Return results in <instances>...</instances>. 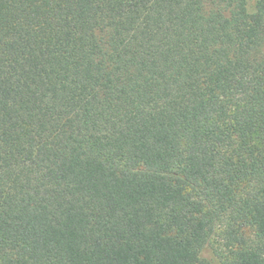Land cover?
Returning a JSON list of instances; mask_svg holds the SVG:
<instances>
[{
    "label": "trees",
    "instance_id": "obj_1",
    "mask_svg": "<svg viewBox=\"0 0 264 264\" xmlns=\"http://www.w3.org/2000/svg\"><path fill=\"white\" fill-rule=\"evenodd\" d=\"M217 233L264 264V0H0V264H209Z\"/></svg>",
    "mask_w": 264,
    "mask_h": 264
},
{
    "label": "rangeland",
    "instance_id": "obj_2",
    "mask_svg": "<svg viewBox=\"0 0 264 264\" xmlns=\"http://www.w3.org/2000/svg\"><path fill=\"white\" fill-rule=\"evenodd\" d=\"M251 230H247V235H251ZM230 253V249L226 246L221 238V235H217L211 241L210 248L206 251L205 256L209 264H220L219 260H224ZM215 262V263H214Z\"/></svg>",
    "mask_w": 264,
    "mask_h": 264
}]
</instances>
